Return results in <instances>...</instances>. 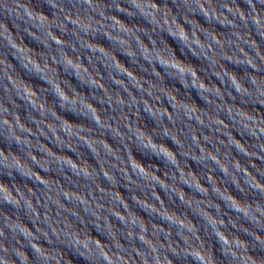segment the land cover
<instances>
[{
	"label": "water",
	"instance_id": "95a60500",
	"mask_svg": "<svg viewBox=\"0 0 264 264\" xmlns=\"http://www.w3.org/2000/svg\"><path fill=\"white\" fill-rule=\"evenodd\" d=\"M181 4L199 10L207 23L186 13L177 19ZM94 6L91 17L85 13L73 25L68 14L76 20L75 8H66L60 20L42 21L34 0H0V150L18 160L21 151L35 157L37 167L23 160L20 171L40 185L12 182L9 197V181L0 179V242L6 250L16 247L24 261L22 245H34L41 264H48L46 258L83 264L91 258L81 246L85 240L105 248L111 240L124 264H178L184 255L206 264H262L255 250L264 248V138L258 130L264 123L250 125L252 113L231 104L223 85L256 78L255 72L238 75L235 65L264 68V23L250 30L246 15L244 21L239 16L250 7L240 0H211L198 9L193 0H156L152 9L158 12L140 0H94ZM117 8L136 19L118 15ZM177 40L188 56L179 55ZM169 76L183 85L182 93ZM192 87L199 89L196 96ZM197 100L235 112L224 119ZM252 119L264 121V114L257 110ZM129 128L154 145L151 152L163 157L167 171L158 160L135 155ZM233 128L253 140L234 135ZM159 131L178 148L156 141L152 134ZM41 167L58 175H44ZM64 168L79 169L80 191L66 183ZM77 219L84 231L79 243ZM84 223L108 239L90 235Z\"/></svg>",
	"mask_w": 264,
	"mask_h": 264
},
{
	"label": "clouds",
	"instance_id": "9594fccd",
	"mask_svg": "<svg viewBox=\"0 0 264 264\" xmlns=\"http://www.w3.org/2000/svg\"><path fill=\"white\" fill-rule=\"evenodd\" d=\"M6 2V0H5ZM32 2V0H30ZM108 2H111V0H108ZM123 3L124 0H121ZM156 0H140V3L147 6L152 11H157V9H152V4L155 3ZM242 5L246 8L250 7V11L245 13H240V20H245V15L247 17L246 22L250 25V30H255L256 26L258 24L264 23V12L258 11V9L264 10V0H240ZM133 3H135V0H133ZM169 3H172V0H169ZM176 3H180V0H176ZM194 5L199 8V6L202 3H211V0H193ZM77 4H79V8L77 7ZM59 5H63L64 7H59ZM129 5L125 3V7H128ZM71 7L75 8L77 11V19L72 20L71 19V13L68 14V22L76 25L80 22V16L87 13L88 17H91L92 13L96 11V8L94 6V0H34V9L38 10L41 16V20L45 21L50 18H53L55 20L61 19V14L64 13L65 9ZM80 9H84V12H81ZM116 13L118 15L124 16L126 19H136V17H127L125 16L122 9H115ZM231 11V10H229ZM186 13L188 16H197L202 22L207 23L205 20L203 14L197 10L196 12L187 11V9L181 4L179 8V12L177 14V19H180V14ZM253 17H255V20H253ZM143 21V17L140 18ZM169 18H165V21L167 22ZM90 23H94V20L90 21ZM186 23V22H185ZM186 27L191 28L192 26L190 24L186 23ZM226 30V29H225ZM91 32V28L89 29ZM27 38V37H26ZM92 38H95L93 36ZM173 37H170L172 39ZM259 38V36H258ZM31 42V41H29ZM177 47L180 49L179 55L188 56L189 53L186 48L183 47L182 44H180V41H176ZM0 50H2V46H0ZM75 55V53H73ZM125 61L127 62V57H124ZM197 63L203 64L204 62L202 60H197ZM225 63H228V61H225ZM235 71L238 75H241L244 72L247 73H253L255 72L256 78L253 79L249 76H245L243 78V82L241 84H236V81L233 80V84H236L235 87L229 88V85L225 83L223 87L227 92L232 94V98L230 100V103L233 105H240L241 108H246L252 113V117L256 115L257 110L261 112V114H264V79H261L260 77H264V68H256L255 65H235ZM161 71L165 73V75H168L167 68H161ZM65 75H68V73H64ZM209 76H211V73H209ZM169 79L172 80L174 84L177 85V87L180 89V92L182 93L184 91L183 85L179 83L178 80L175 78L169 76ZM213 79H215L213 77ZM217 84L220 83L219 80L216 81ZM77 84L79 85V81L77 80ZM131 87V85H129ZM85 91H87V88H85ZM93 91H98V89H93ZM141 92V95H143V91L139 90ZM188 91H190L193 96H196L199 89L192 87L189 88ZM179 94V93H178ZM184 99H187V97H183ZM216 99H219V97H216ZM96 101H94L95 103ZM167 102V101H166ZM222 103L229 102L226 98L224 101H221ZM197 103L200 104L202 107L215 109L216 114L220 115L224 119H228L229 115L233 112H235V109H230L229 112H224L222 109H220L216 104H206L202 100H197ZM180 115H183V113H180ZM252 117L248 118V123L250 125L255 124L259 126V124L264 123V121H256L253 120ZM75 119H80V117L74 116ZM149 119H151V116H149ZM230 123L236 125L235 120H230ZM4 123L3 121H0V124ZM96 122H94L95 124ZM153 126L157 129L161 128L160 123L156 122L155 120L152 121ZM177 124L179 126H182V122L177 119ZM147 127V125H145ZM203 127V125H200ZM215 127V125H213ZM236 127H239L241 129L244 128L243 125H236ZM137 128H139V125H137ZM172 125L169 124V130L171 131ZM260 132V137L264 138V128L258 129ZM205 131L207 129L205 128ZM230 131L233 132L234 135L240 136V133H237L235 128L230 129ZM128 135L132 136L133 139L131 141L132 145L135 147V155L137 157H140L142 160H148L149 158L153 160H158V162L164 167L165 171L168 169L167 162L163 159L161 156L160 158H157L155 153L151 152V148L154 147L151 143L142 142V137L139 132H133L131 128L127 129ZM190 132L188 133V136H190ZM152 136L155 138L156 141H160L161 139L165 144L171 145L173 148H178V145L176 142H174L169 134H165L163 131H159L157 133H153ZM241 139H245L247 142H251L253 140V137L249 135L247 131H243V135L240 136ZM187 142V140H185ZM116 143L119 144V139L116 140ZM128 141H125V144H127ZM233 148H235V145H232ZM143 149V154L142 150ZM67 151V149H65ZM43 154V153H41ZM239 154L241 156H244L245 153L243 150L239 151ZM89 159L92 160V157L89 156ZM26 160L29 164H31L32 167H37L39 162L35 160V157H28L25 156L23 151L20 152V159H16L13 157L10 153L6 156L4 151L0 150V179L8 180V188L11 189L9 192V197H11L13 194H15V189L12 187V182H27L29 184H34V187L39 190L40 185L38 183H34L33 178L30 176H25L22 174L20 169L23 168V164L21 161ZM5 161H8L12 167H9L8 164L5 163ZM127 167V165H125ZM74 167V166H73ZM196 167H200L199 164L196 165ZM78 170V171H77ZM76 172H79V169H77ZM115 170V169H113ZM39 171H41L44 175H58L55 171V169H51L50 171H45L42 167L39 168ZM63 171L65 173H68L70 178L66 180V183L70 186H74L76 191H80L78 187L79 181L76 178V172H72L69 168H64ZM5 172L11 173L10 176H5ZM81 176L83 177V183L87 186L88 185V179L87 176L83 173H81ZM105 183L107 184V180H105ZM121 190L123 189V186L121 185ZM4 187L0 185V196L4 193ZM27 190L25 189V192ZM23 196V194H20ZM70 203V201H68ZM77 211H79V208H77ZM83 215V213H81ZM87 219H91V216L87 217ZM149 219H152V217H149ZM199 219V217H197ZM157 222H163V221H157ZM119 223V221H117ZM247 223V221H245ZM83 229L88 231L90 235H98L100 239L107 240L108 238L102 233L98 232L96 230V225L92 224L91 226L87 223H84ZM262 234H264V230H262ZM84 231L80 229V223L79 219L76 220V236L77 243H79V238L83 237ZM3 234L0 233V237H2ZM66 239H73V236H66ZM126 241V238L124 240ZM39 243H42L45 245V247H51L55 248L58 245L56 243H52L51 245H48L45 241H39ZM13 244H15V241H13ZM109 247L105 248L102 244L98 242H93L91 240H85L84 244L81 245L87 255L91 258L86 259L83 261V264H124L123 257L120 254L121 250L119 248H112L111 247V240H108ZM60 247H66L64 244H60ZM142 246V245H141ZM24 247L27 257L29 258L27 261H24V259L21 257L19 253L16 251V247H11L10 250H6L3 246V242H0V264H6V261L10 262L15 260L17 264H41V257L37 254L40 252L39 249L34 250V245H22ZM239 250V248H238ZM256 254L261 257L262 264H264V248L257 247L256 248ZM124 252H127V249L124 250ZM218 256H223L222 253L217 252ZM48 261V264H54V261L51 258H46ZM79 259V257H78ZM206 264V262L203 260V257H200L199 259H194L190 255H184V256H178V264ZM245 264H247V261H245Z\"/></svg>",
	"mask_w": 264,
	"mask_h": 264
}]
</instances>
